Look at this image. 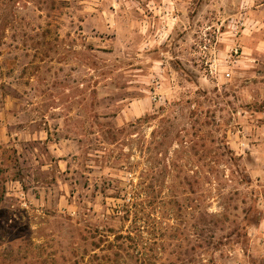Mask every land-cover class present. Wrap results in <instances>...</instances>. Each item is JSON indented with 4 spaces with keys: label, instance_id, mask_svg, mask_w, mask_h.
<instances>
[{
    "label": "rangeland",
    "instance_id": "obj_1",
    "mask_svg": "<svg viewBox=\"0 0 264 264\" xmlns=\"http://www.w3.org/2000/svg\"><path fill=\"white\" fill-rule=\"evenodd\" d=\"M202 15L216 24L194 51H140L152 0H0V264L69 259L74 227L128 229L114 210L134 195L151 215L153 264H264V241L252 242L264 176L239 93L244 51H264V13Z\"/></svg>",
    "mask_w": 264,
    "mask_h": 264
},
{
    "label": "crops",
    "instance_id": "obj_2",
    "mask_svg": "<svg viewBox=\"0 0 264 264\" xmlns=\"http://www.w3.org/2000/svg\"><path fill=\"white\" fill-rule=\"evenodd\" d=\"M152 2L155 9V16L152 21L154 30L150 36L140 37V51H194L191 50L189 44L199 37L202 27L216 24V21L212 18L208 19L209 17L202 15L205 9L218 8L221 10L222 8L230 9L242 5L244 8L260 7L264 13V0H152ZM182 10L185 11V14H182ZM249 22L248 19L247 28L244 29L247 36L244 37L246 41L253 40L254 35L250 32ZM252 23H255V21ZM183 26H185L184 31L179 33V30H183ZM224 46L226 48V45ZM244 54L246 55V63H244L246 79L239 86V93L243 94L247 107L241 113V116L247 121L243 135L253 145L254 163L252 167L259 170V176L263 177L264 79L259 80L257 78L259 73L263 74L262 78H264V61L259 62V59L264 60V51H244ZM260 87L262 101L260 103L261 107L258 109L257 90ZM252 236V242L255 244L264 241V217L257 226L253 227Z\"/></svg>",
    "mask_w": 264,
    "mask_h": 264
},
{
    "label": "trees",
    "instance_id": "obj_3",
    "mask_svg": "<svg viewBox=\"0 0 264 264\" xmlns=\"http://www.w3.org/2000/svg\"><path fill=\"white\" fill-rule=\"evenodd\" d=\"M143 203L144 201H141L138 195H134L125 199V203L114 210V217L120 219L122 223L129 224L128 229L115 230L108 227L105 230L96 228L87 231L74 227L75 238L68 248L69 259L64 257L62 261L51 262L48 258L41 259V256L39 262L41 264H153L143 251L147 250L144 246H147L148 242H143L142 245V241L147 240L146 235L151 234V215H148L146 210L139 209ZM237 231L238 228H235L222 238H228ZM209 232L212 234L210 238L214 239L213 231L209 230ZM175 236L179 239L182 234L177 233ZM34 251L45 254L47 245H35Z\"/></svg>",
    "mask_w": 264,
    "mask_h": 264
},
{
    "label": "built area",
    "instance_id": "obj_4",
    "mask_svg": "<svg viewBox=\"0 0 264 264\" xmlns=\"http://www.w3.org/2000/svg\"><path fill=\"white\" fill-rule=\"evenodd\" d=\"M237 28L238 27H235L234 29H237ZM235 34H237V33H235ZM205 42L206 43L201 47V50L204 51V54L207 53V51H210L209 48H210V45L212 43V39H205ZM240 52H241V49L239 47H235L234 49H232V52L229 55H227L228 60L226 61V63L229 64V65L236 63L237 62V57H239L240 54H241ZM214 63H216V62H215V60H212V59H209L206 62V65L209 67V70H210L211 74H215L216 73V66H215ZM226 76H227V78L231 77L230 73H228V72L223 77H226ZM152 99L155 102H157V103L165 102L164 96L161 95L157 91L152 92Z\"/></svg>",
    "mask_w": 264,
    "mask_h": 264
}]
</instances>
